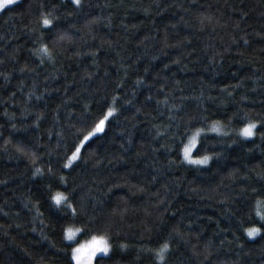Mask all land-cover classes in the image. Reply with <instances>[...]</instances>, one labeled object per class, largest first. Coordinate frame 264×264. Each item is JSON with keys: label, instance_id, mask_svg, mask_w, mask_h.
Masks as SVG:
<instances>
[{"label": "trees", "instance_id": "16d2710c", "mask_svg": "<svg viewBox=\"0 0 264 264\" xmlns=\"http://www.w3.org/2000/svg\"><path fill=\"white\" fill-rule=\"evenodd\" d=\"M42 11L53 25L40 24ZM41 44L51 58L37 54ZM249 120L260 122L255 135H240ZM213 121L224 131L201 132L191 152L211 153L209 162L183 159L188 137ZM261 133L264 0L7 5L0 264H70L65 226L80 228L81 241L106 232L110 251L95 264H264ZM56 191L69 194L75 218L50 199ZM253 224L262 231L250 236ZM165 240L160 261L153 250Z\"/></svg>", "mask_w": 264, "mask_h": 264}, {"label": "snow or ice", "instance_id": "6c2138e0", "mask_svg": "<svg viewBox=\"0 0 264 264\" xmlns=\"http://www.w3.org/2000/svg\"><path fill=\"white\" fill-rule=\"evenodd\" d=\"M72 4L75 6H79L81 0H71ZM14 3V0H0V8H4L7 5H11ZM54 19L56 17L50 15V13L41 12L39 17V22L42 26H50L53 25ZM63 35V33H61ZM35 51V50H34ZM38 55H47L51 58L52 51L48 48L46 44L40 45V51L37 53ZM116 109L114 107H108L106 116L111 115L115 112ZM260 123L256 120H249L247 123H244L242 127L238 128L237 131L246 137H252L255 135L254 129L257 124ZM104 119H100L95 127L88 132L83 140L80 141L79 144L76 145L75 150L72 151L71 156L69 157V163L77 158V154L80 151V146L84 144L85 141L89 139L93 135V133L100 131L103 129ZM189 130L185 129V133ZM223 132L224 129L220 126L219 121H213L211 128H196L192 134L188 137V141L183 144V148L181 149L183 152V159L192 161L194 163L207 164L211 158V153H204L203 155H191L192 149L197 145V137L201 132ZM264 135V133H261ZM37 172L40 171V168L37 167ZM35 174V173H34ZM67 183L66 181L64 182ZM255 191V190H253ZM50 199L54 202L57 208L64 207L66 210L70 211L73 215V218L77 215V207L72 203V200L69 197V194L62 191H56ZM255 213L260 218L261 221H264V210H262V202L260 198H257L255 202ZM91 219V218H90ZM63 234L65 238L69 241H73L74 246L71 248V261H74L75 264H95V261L100 259L98 257V253L106 254L110 251L111 244L109 242V236L106 232H101L99 235L93 233L91 235V239L87 242L75 243L74 237L76 232L80 231V228H73L71 226H65L63 229ZM245 231L251 236L255 235L257 232H261L262 229L258 227L256 224L251 225L246 228ZM123 246V245H122ZM171 245L167 240H165L160 247L154 249L153 251L156 253V259L160 261H164L166 258V252L170 249ZM70 261V264H71Z\"/></svg>", "mask_w": 264, "mask_h": 264}, {"label": "rangeland", "instance_id": "374dc122", "mask_svg": "<svg viewBox=\"0 0 264 264\" xmlns=\"http://www.w3.org/2000/svg\"><path fill=\"white\" fill-rule=\"evenodd\" d=\"M18 0H14V3L15 2H17ZM6 7V6H5ZM3 8H0V11L2 10ZM104 123H105V121H104ZM101 131V130H100ZM100 131H97V132H95V133H93V134H96V133H98V132H100ZM241 135V134H240ZM243 136V135H242ZM251 236H253V235H251ZM91 238H88V239H86V240H83L82 239V241H81V239H79V231L78 232H76V235H75V237H74V242L75 243H81V242H87V241H89ZM71 242H73V241H71Z\"/></svg>", "mask_w": 264, "mask_h": 264}, {"label": "bare ground", "instance_id": "6f19581e", "mask_svg": "<svg viewBox=\"0 0 264 264\" xmlns=\"http://www.w3.org/2000/svg\"><path fill=\"white\" fill-rule=\"evenodd\" d=\"M80 236V235H79Z\"/></svg>", "mask_w": 264, "mask_h": 264}]
</instances>
